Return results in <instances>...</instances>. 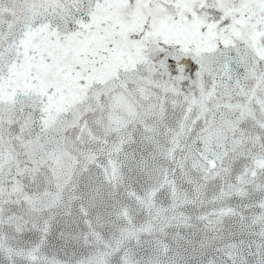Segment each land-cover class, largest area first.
Returning a JSON list of instances; mask_svg holds the SVG:
<instances>
[{
    "label": "snow or ice",
    "instance_id": "1",
    "mask_svg": "<svg viewBox=\"0 0 264 264\" xmlns=\"http://www.w3.org/2000/svg\"><path fill=\"white\" fill-rule=\"evenodd\" d=\"M0 264H264V0H0Z\"/></svg>",
    "mask_w": 264,
    "mask_h": 264
}]
</instances>
